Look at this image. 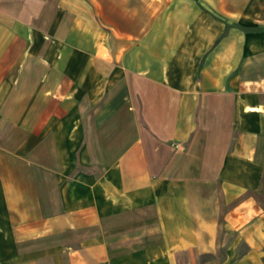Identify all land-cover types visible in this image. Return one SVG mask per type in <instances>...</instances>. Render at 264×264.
<instances>
[{"label":"crops","instance_id":"crops-1","mask_svg":"<svg viewBox=\"0 0 264 264\" xmlns=\"http://www.w3.org/2000/svg\"><path fill=\"white\" fill-rule=\"evenodd\" d=\"M0 264H264V0H0Z\"/></svg>","mask_w":264,"mask_h":264}]
</instances>
